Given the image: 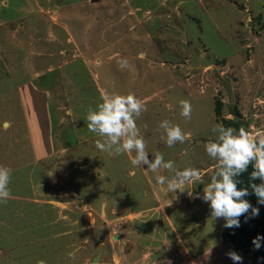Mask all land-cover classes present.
<instances>
[{
    "label": "rangeland",
    "instance_id": "obj_1",
    "mask_svg": "<svg viewBox=\"0 0 264 264\" xmlns=\"http://www.w3.org/2000/svg\"><path fill=\"white\" fill-rule=\"evenodd\" d=\"M102 93L139 98L149 159L161 153L178 170L197 168L206 185L217 165L205 151L215 124L264 132V0H0V165L12 169L11 198L0 204V264L101 256L103 264L122 248L132 259L146 249L165 256L161 264L180 263L163 209L198 264H236L226 254L238 235L210 217L197 198L203 184L187 186L194 199L169 192L155 182L166 170L96 147L101 138L84 118ZM182 99L191 119L180 115ZM217 99L229 124L217 118ZM165 119L191 139L168 147L157 131ZM239 253L242 264H264Z\"/></svg>",
    "mask_w": 264,
    "mask_h": 264
},
{
    "label": "clouds",
    "instance_id": "obj_2",
    "mask_svg": "<svg viewBox=\"0 0 264 264\" xmlns=\"http://www.w3.org/2000/svg\"><path fill=\"white\" fill-rule=\"evenodd\" d=\"M119 63L121 68L127 67L126 60ZM100 100L95 108H88L84 118L88 130L101 138L96 140V147L100 151L109 156L126 153L134 167L143 168L142 165H147V171L152 173L166 170L170 175L157 174L155 182L158 185H166L169 192H187L192 196L187 186L197 182L203 184V192L197 194V198L209 204L210 217L214 220L224 219L225 228L239 227L241 216L254 218L259 215V208L244 199L250 194L248 188H238L239 181L236 177L252 165L250 187L257 197V203L264 205V132L252 133L243 127L237 130L223 124H215L212 128L216 134L215 140L205 144V151L217 165L210 182L205 185L197 168L185 167L178 170L175 163L171 160L165 161L161 153H156L153 159H149L147 143L136 124V119L146 110L139 98L133 94L102 93ZM179 106L180 115L186 120L191 119L190 102L182 99ZM3 126L7 129L11 125L5 122ZM157 131L160 132V140L170 148L178 142L183 144L191 139V133L184 132L179 125L166 119L158 124ZM11 174V168L0 165V204L7 203L11 198ZM48 175L52 177L54 172L51 170ZM257 179L261 183L252 182ZM261 240H264V236L257 235L253 238L255 249L261 247ZM67 255L70 259H76L75 252H69ZM226 255L236 264H242L243 258L237 252L229 251ZM38 264H45V261L40 260ZM91 264H101V258L97 257Z\"/></svg>",
    "mask_w": 264,
    "mask_h": 264
},
{
    "label": "trees",
    "instance_id": "obj_3",
    "mask_svg": "<svg viewBox=\"0 0 264 264\" xmlns=\"http://www.w3.org/2000/svg\"><path fill=\"white\" fill-rule=\"evenodd\" d=\"M221 107L222 101L220 99L216 100V115L218 120H222L224 123L229 124L227 118L221 116ZM236 128H241L237 121L233 120L232 123ZM253 171L252 165H249L247 171L242 173L240 176L236 177L239 181L237 184L238 188H245L247 187L249 190V195L244 197V199L248 200L254 207L259 208V215L254 218H249L247 215L241 216L240 219V226L234 227V231L236 233L234 246L231 247L234 251H244L252 254H259L264 259V240H261V247L257 250L254 248L252 243L253 238L257 235L264 236V205L257 203V197L255 196L254 192L250 187V174ZM253 183H261L260 180L252 181ZM235 235V234H233ZM224 241L228 243V238L224 233Z\"/></svg>",
    "mask_w": 264,
    "mask_h": 264
},
{
    "label": "crops",
    "instance_id": "obj_4",
    "mask_svg": "<svg viewBox=\"0 0 264 264\" xmlns=\"http://www.w3.org/2000/svg\"><path fill=\"white\" fill-rule=\"evenodd\" d=\"M203 188H204V185L202 186L201 190H203ZM192 198L194 199V195L192 196ZM159 207H160V209H162L164 207V204H161V206H159ZM162 214L164 215L168 224L170 226H172V228L174 229V235L178 239V241L177 240L176 241L178 242L179 247L177 248V252H175L174 254H175V256H178V257L182 256V258H180V260H178V261H180V263H177V264H183L182 262H184V259L186 260L185 262H188L187 264H198L199 257L197 255H195L194 252L192 251V249L189 248L190 246H188L184 242L182 232H180L178 230L175 223L172 221V218H171L170 214L168 213V211L163 209ZM221 242H224V238L221 239ZM224 244H225V242H224ZM170 245H169V247H170ZM172 247L174 248L175 246H172ZM228 250L234 251V250H231L230 248ZM235 252H237V251H235ZM237 253L240 256L242 255L241 253H239V251ZM142 257H143V260L132 259L131 256L127 255V252L124 254V250L122 248L121 253L119 250L113 251L112 257H111L112 259L110 260V262L103 263V264H161V262H163V259L165 256L160 255L157 258H154V254H152V252H148L145 249V251H143ZM101 258H103V257L101 256ZM151 258H153V259H151ZM167 259H169V258H167ZM165 264H166V262H165Z\"/></svg>",
    "mask_w": 264,
    "mask_h": 264
}]
</instances>
